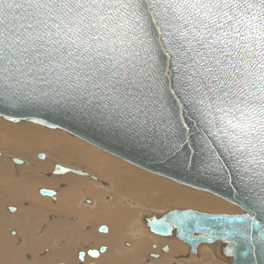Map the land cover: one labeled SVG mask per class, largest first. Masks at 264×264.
<instances>
[{
  "label": "snow or ice",
  "instance_id": "obj_1",
  "mask_svg": "<svg viewBox=\"0 0 264 264\" xmlns=\"http://www.w3.org/2000/svg\"><path fill=\"white\" fill-rule=\"evenodd\" d=\"M0 107L92 126L251 187L264 212V0H0ZM68 172L57 166L55 175ZM252 220L148 223L166 236L179 227L185 238L204 225L228 228L217 235L250 255V223L264 250V226Z\"/></svg>",
  "mask_w": 264,
  "mask_h": 264
},
{
  "label": "bare ground",
  "instance_id": "obj_2",
  "mask_svg": "<svg viewBox=\"0 0 264 264\" xmlns=\"http://www.w3.org/2000/svg\"><path fill=\"white\" fill-rule=\"evenodd\" d=\"M1 123L0 130L4 134L0 135V148H3L0 153L4 156H0V264H16L14 260L24 253L28 255L26 261L23 259L25 264H74L78 261L79 252H98L103 246L104 253H100L96 259L89 258L85 253L81 264H154L161 262L164 257L166 264H215L204 258L202 249L208 251L215 261L231 264V258L223 255V244L199 245L195 253H190L187 245L178 241L175 234L164 238L150 233L146 220L152 217L159 219L173 210L199 211L192 207L215 211H199L213 215L242 214L240 210L211 194L178 188L170 180H164L165 183L150 178L114 159L97 155L62 134L39 127L9 128L3 121ZM39 147L45 151L31 154L32 149ZM39 154H43L42 160L38 159ZM6 156L7 159L4 158ZM13 158L23 163L12 167L9 160ZM55 165L80 171L83 175L77 177L71 172L54 175L51 168ZM13 176L15 179L12 181L10 178ZM40 188L57 194L56 197H48L51 205L46 199L36 196L35 190L38 193ZM80 198H84L85 207L90 208H80L81 204L75 207L76 200ZM178 205L190 208L162 209ZM8 206H14L12 209L17 212L8 209L12 214H3ZM51 214L54 220H47L48 223L41 221L43 216L49 219ZM72 216L76 217L72 219L73 223ZM83 225H88V231L83 227L81 230ZM101 226H105L107 232L97 234ZM12 227H17L18 234L23 237L19 252L12 251L9 248L10 239H6L8 235L3 236L4 231ZM59 241H63V244ZM175 241L185 245V249ZM125 242H128L127 247ZM83 245L91 246V249L84 250ZM79 246H83V250L76 252ZM73 256H76V260Z\"/></svg>",
  "mask_w": 264,
  "mask_h": 264
},
{
  "label": "water",
  "instance_id": "obj_3",
  "mask_svg": "<svg viewBox=\"0 0 264 264\" xmlns=\"http://www.w3.org/2000/svg\"><path fill=\"white\" fill-rule=\"evenodd\" d=\"M0 117L13 121H32V120H41L44 121L41 125L48 129H58L61 130L85 143L91 145L100 151L112 155L134 167L143 170L147 173H150L154 176L170 180L181 186L200 191L203 193H208L213 196H216L222 200H225L243 212L242 214L235 215H221V214H208L195 210H173L164 214L161 218L156 219L152 217L149 220H146V225L150 233L168 238L175 234V238L178 241H181L187 245L190 253H195L199 245H212L214 243H220L224 245L223 255L231 258V264H264V250L261 249L259 243V227H252V224H249V240L248 245H251L250 255H238V252H248V247L245 246L243 249L234 247L230 239H224L217 235V233H222L228 230V228L221 227H210L204 225L201 228L194 229L190 235L185 238L181 234L179 227H174L171 229V235H162L158 231H154L152 226L148 223L149 221H162L166 220L171 216L178 218L184 217H199L205 216L209 218H230V219H241L251 216L253 218L252 222L259 226H264V212H261L258 208V201L260 199L258 195V190L254 191L251 187L244 188L241 187L240 183H232L231 181L225 182L223 177H214L209 178L197 174L194 169H184L174 165L171 161H164L158 157L153 151L143 148L138 144L129 142L121 137H117L114 134L107 133L96 129L92 126L75 123L73 121L67 120L65 118L44 112L37 111L33 109H20L13 110L7 107H0ZM189 124L191 129L196 128V123L194 121H186ZM45 124L55 125V127H46ZM196 136H189V144L185 147L184 151L192 153L194 151L193 145L196 143ZM215 147V145H213ZM220 155V153H217ZM38 159H43V154H39ZM223 159L224 157L221 156ZM16 159H11V162L14 163ZM58 165L53 166V174L55 175V170ZM60 168H63L59 166ZM227 168V165H226ZM67 169V168H65ZM69 170V169H68ZM69 172L76 175H83L80 171L69 170ZM225 176H232V180H235L236 177L232 173L230 168H227V171L224 173ZM43 192H54L48 189L40 188L38 194L43 197H51L42 195ZM9 210H12L9 209ZM230 227V226H229ZM107 232L105 226H101L98 229V233L104 234ZM163 250H166L164 248ZM105 251L104 247H101L99 251H87L86 255L91 258H96L100 253ZM228 251H232L233 255H227ZM90 252H95L98 255L93 257L88 255ZM77 259L79 262V254ZM85 257V253H84Z\"/></svg>",
  "mask_w": 264,
  "mask_h": 264
},
{
  "label": "rangeland",
  "instance_id": "obj_4",
  "mask_svg": "<svg viewBox=\"0 0 264 264\" xmlns=\"http://www.w3.org/2000/svg\"><path fill=\"white\" fill-rule=\"evenodd\" d=\"M3 121V123L5 124V126H7V127H9V128H18V129H24V128H27V129H31V128H38V129H41V130H45V131H49V132H51V133H56V134H62V136H65V137H67V138H69V139H71V140H74L75 142H78L79 144H81V145H83L84 147H87L89 150H91L92 152H94V153H96L97 155H102V156H107V157H109V158H111V159H114V160H116L117 162H119V163H121V164H123V165H125V166H127L128 168H131V169H133V170H135V171H137V172H139V173H142V174H144V175H146V176H148V177H150V178H154V179H156V180H158V181H161V182H165V181H167L168 182V180H166V179H164V178H160V177H157V176H154V175H152V174H150V173H147V172H145V171H143V170H140V169H138V168H136V167H134V166H132V165H130V164H128V163H126V162H124V161H122V160H120V159H118V158H116V157H113L112 155H109V154H107V153H104V152H102V151H100V150H98V149H96V148H94V147H92V146H90V145H88L87 143H85V142H83V141H81V140H79V139H77V138H75V137H73V136H71V135H69V134H67V133H65V132H63V131H61V130H58V129H55V130H53V129H48V128H45V127H43V126H41V125H38V124H33V123H31V122H29V121H20L19 123H16V122H10V121H8V120H5V119H3V118H1L0 117V124H2L1 122ZM32 126H35V127H32ZM1 129V128H0ZM2 130V129H1ZM1 130H0V133H1ZM52 130V131H51ZM4 134V131L0 134V135H3ZM13 141H11V142H9L8 144H11ZM1 150H3V148L1 147L0 148V151ZM33 151H31V154H33L34 155V153H39L41 150H42V152H44L45 151V149L44 148H42V147H39V148H37V149H32ZM47 150V149H46ZM5 151V150H4ZM0 156H4L3 154H1L0 153ZM4 158H6L7 159V156L6 157H4ZM14 158H18V157H14ZM36 158V157H35ZM10 159V158H9ZM37 160V159H36ZM10 162V164L12 165V167L14 166V167H16V165L15 164H12V162H11V160H9ZM51 169H53V166H52V168ZM51 173H52V170H51ZM50 173V174H51ZM53 175V174H52ZM77 176V175H76ZM77 177H79V176H77ZM13 179H15V177L13 176V177H11L10 178V180H12L13 181ZM165 180V181H164ZM92 181V180H91ZM16 182V181H15ZM166 183V182H165ZM172 183H174V182H172ZM174 186H176V187H178V188H181V189H185L186 190V188L187 187H184V186H181V185H179V184H176V183H174ZM62 187H63V185H61V187H60V189H62ZM43 188V187H42ZM187 189H190V188H187ZM190 190H192L193 191V189H190ZM194 191H196V190H194ZM35 194H36V196L38 197V198H41V199H46L49 203H50V205L52 204L51 202H50V198H48V197H42V196H40L38 193H37V191L35 190ZM155 194V193H154ZM154 194H153V196H154ZM215 197V196H214ZM216 199H218V200H220V201H223V202H225V203H227V204H229V205H231V207H233V208H236V209H238V210H240L241 211V209H239L238 207H236L235 205H233V204H231V203H229V202H227V201H225V200H222V199H220V198H218V197H215ZM81 199H83V200H81ZM87 199H89V198H85V200H87ZM106 199V198H105ZM79 201V202H78ZM81 201V202H80ZM83 201V202H82ZM84 203V204H83ZM81 204V207L80 208H83L84 207V209H86L87 210V208H90V207H85V206H87L86 205V203H85V201H84V198H80V199H77L76 200V205H75V207H78L79 205ZM111 204H113V203H111ZM111 204H108V206H112ZM83 206V207H82ZM9 207V208H8ZM8 207H4L5 208V210H4V208L2 209V213L3 214H5V213H10V212H8V209H11V208H13L14 206H8ZM171 207H180V208H190V207H181V205H178V206H170V207H165V208H162L163 210L164 209H168V208H171ZM16 209H18L19 210V208H17V207H15ZM192 209H197V210H199V211H203V210H201L200 208H196V207H192ZM89 211H90V209H88ZM7 211V212H6ZM16 212H17V210H16ZM203 212H208V213H210V212H215V211H203ZM242 212V211H241ZM144 213V212H143ZM146 213V212H145ZM144 213V214H145ZM243 213V212H242ZM10 214H12V213H10ZM149 214V213H148ZM147 214V215H148ZM52 218H55V217H53V214H51L50 216H49V219L47 218V217H45V216H43V218H42V220L41 221H43V222H46V223H48V221H52V220H54V219H52ZM75 216H72L71 217V221H72V223L74 222L73 220H75ZM73 219V220H72ZM48 220V221H47ZM70 223V222H69ZM78 226V225H77ZM85 228L84 230L86 231L87 229H86V227H88V225H83V226H81V230L83 229V228ZM95 228V227H94ZM132 228V227H131ZM130 228V229H131ZM12 229V230H11ZM11 229H8V230H5L4 231V237H6L7 235H8V237H6V239L8 240V239H10V245H9V248L12 250V251H20L21 249H22V247H21V245L23 244V237L20 235V234H18V230H17V227H12ZM130 229L128 230L127 229V231L128 232H130ZM11 230V231H10ZM132 230H134V229H132ZM131 230V231H132ZM6 231H7V233L8 234H6ZM34 231V230H33ZM38 231V230H37ZM88 231V230H87ZM96 233L97 234H99L98 233V229H97V231H96ZM95 233V234H96ZM101 234V233H100ZM12 235V236H11ZM39 235V234H38ZM36 236V235H35ZM35 236H34V239H35ZM11 237V238H10ZM19 239L18 241H17V239ZM28 239H30L29 237H27ZM166 240H168V239H166ZM9 241V240H8ZM170 241V240H169ZM174 241V240H173ZM172 242V241H171ZM175 242H177V241H175ZM174 242V243H175ZM59 243H61V244H63V241H59ZM126 244H125V246L127 247L128 246V242H125ZM177 243H180L182 246H183V248L185 249V245H183L181 242H177ZM84 246V250H85V248H89V247H91V246H88V245H83ZM82 246V247H83ZM209 246V245H208ZM17 247V248H16ZM80 247V248H79ZM79 247H77L76 248V252L78 251V250H83V248L81 247V246H79ZM103 247H105V246H103ZM164 247H166V246H164ZM163 247V248H164ZM82 248V249H81ZM123 248H125V247H123ZM14 249V250H13ZM16 249V250H15ZM89 249H91V248H89ZM203 251H204V258L208 261V262H214L215 264H221L220 262H217V261H215L212 257H211V255L209 254V252L208 251H206L205 249H202ZM46 252H48V249H46L45 250ZM28 252H30V251H28ZM27 252V253H28ZM41 252V251H40ZM39 252V253H40ZM76 252H74L75 253V255H76ZM84 252V251H83ZM202 252V251H201ZM86 253V252H85ZM104 253V252H103ZM183 253V252H182ZM164 255H168V254H164ZM25 256V257H24ZM27 256V257H26ZM89 257V256H88ZM150 257L151 258H155V259H157L156 257H152L151 255H150ZM73 258H74V260H76L77 258H76V256H73ZM76 258V259H75ZM90 258V257H89ZM165 258V257H164ZM164 258L162 259V261L161 262H158V263H154V264H166V260L164 261ZM22 259V260H21ZM26 261V259H28V255L27 254H23L21 257H19L18 258V260L17 259H15L14 260V262H16V264H25V261ZM94 259H96V258H94ZM180 259H182V256H180ZM78 260V259H77ZM154 260V259H153ZM21 261V262H20ZM172 261V260H171ZM78 262V261H77ZM77 262L75 263L74 262V264H77ZM79 263V262H78ZM80 264H81V262H80ZM140 264H142V263H140ZM182 264H189V263H182Z\"/></svg>",
  "mask_w": 264,
  "mask_h": 264
}]
</instances>
